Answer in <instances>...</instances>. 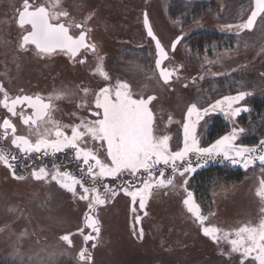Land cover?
<instances>
[{"label": "rangeland", "instance_id": "1", "mask_svg": "<svg viewBox=\"0 0 264 264\" xmlns=\"http://www.w3.org/2000/svg\"><path fill=\"white\" fill-rule=\"evenodd\" d=\"M177 1L89 0L91 5L97 6L95 33L102 38V49L107 51L109 58L115 57L125 45L132 43L133 48L137 45L136 54L122 55L121 63L125 69H121V73L133 80L132 89L137 96L157 97L151 105L156 114L157 134L171 137L172 151L183 146V122L189 105L199 106L203 99L210 105L240 91L250 93L247 98L259 96L256 92L263 79L257 70L264 71V18L258 17L251 31L232 28L230 34L229 29L223 27L227 23L243 22L252 7L251 0H219L217 3H213L215 0H185L186 3L182 2L185 5L179 7ZM199 5L203 10L198 9ZM143 10L147 11L155 33L168 48L171 39L177 33H183L180 43L174 51H169V59L165 61L178 69L169 85L163 83L154 67L153 45L142 27ZM176 20L180 22L173 23ZM215 26H219L218 30ZM206 29L211 30V38L216 36V39L207 41L205 38L206 41L197 46L198 35L194 32ZM116 33L135 35L136 43L119 41L118 45L111 36ZM147 52H151L152 62H147ZM133 65L136 70L131 74ZM81 74L66 70V73L57 74V79L61 76L76 79ZM22 75L35 77L33 71H22ZM247 98L240 101L239 106L248 109L243 112L244 127H249L250 132L245 138H258L253 130L255 121L261 119L260 112L257 113L252 102L247 105ZM169 115L172 122H169ZM229 118L231 121L232 117ZM199 126L200 129L196 126L197 133L203 136L205 125L200 122ZM231 126L242 128L234 120ZM192 156L195 154L190 153L188 159L193 166ZM252 168L255 167H249L240 183L219 184L210 190L213 204L210 210L203 211L202 204L194 200L202 214L209 217L206 224L230 231L249 221L255 224L264 215L261 212L264 202L256 195L259 187L256 170L260 171L258 167ZM191 174L177 175L174 189L153 190L146 207L141 209L142 213H148L141 223L146 230L142 239L134 235V226L130 222L131 213L141 212L139 205H135L136 212L133 213L129 200L121 197L99 208L103 213V227L98 240L85 245L78 231L86 230L80 218L87 207L85 201L64 200L56 191L50 190V185L38 180L7 178L0 172V256L13 257L22 264H47L48 254L57 250L63 255L55 257L54 264H79L77 253L87 246L94 264H240L239 254H233L231 258L221 254L229 251L230 244L225 240L217 243L205 236L199 222L183 204L187 196L184 188L193 194L189 185ZM185 179L188 183L180 187ZM64 232L71 234L72 246L60 240ZM93 243L95 248L91 247Z\"/></svg>", "mask_w": 264, "mask_h": 264}, {"label": "snow or ice", "instance_id": "2", "mask_svg": "<svg viewBox=\"0 0 264 264\" xmlns=\"http://www.w3.org/2000/svg\"><path fill=\"white\" fill-rule=\"evenodd\" d=\"M16 13L18 25L24 29L25 33L21 37L19 45L21 49L27 50L31 45L34 46L37 56L50 57L63 53L74 61L78 59L82 49L96 51V45L88 42V32L91 30H86L83 23H75L69 19L70 13L62 8V0H45L44 3H37L36 0H22L21 7L16 9ZM258 17L264 18V0H254V7L245 21L224 27L251 31ZM86 19H91V16ZM179 22V20L173 21V23ZM144 25L147 35L155 41L158 55L155 63L159 70V77L165 85H169L178 69L170 70L162 66L164 61L169 59L168 52L153 32L146 12ZM73 28L79 30L78 35L71 31ZM181 39L182 36H178L172 41L173 51ZM79 63H86V60L79 59ZM94 74L110 81L111 78L103 67V57L97 58ZM81 91L85 97L90 92L86 87ZM0 94H2L0 106L5 108L12 117H18L27 128V134L18 135L16 125L10 118L5 117L0 122V140L10 138L11 144L28 158H31L29 155L31 153H42L47 156L49 150L53 156L65 150L74 153V160L79 162L77 164L80 169L79 176L67 170L61 171L60 166L55 164L53 171L40 167L38 170L33 169L31 176L36 180L55 181L61 188L72 193L74 199L86 202L88 212L85 213V226L91 228L95 235L84 234V229H79L85 245L89 241L98 240L101 227L97 210L114 201L121 192L131 197L132 212L135 213L137 198H139V208L144 209L154 189L169 187L174 189L176 187L174 180L177 175L184 177L187 173L195 172L196 167H201L216 156L222 155L233 164L242 165L246 170L257 160L264 166V140L255 147L235 143L240 133H243V128H233L229 134L220 137L208 147H200L196 137L197 124L211 112L219 109L226 117H236L241 111H248L247 108H233L234 104L250 95L244 91L238 92L235 96H225L205 108H200L195 103L189 105L183 122V146L176 151H172L170 147V136L157 134L156 114L151 107L157 97L137 96L133 93L131 86L124 81H117L115 85L109 83L93 94L95 110L89 107L93 119L79 117V123L67 125L53 117V112L56 110L53 101L65 98L68 95L66 92L50 94L47 100L39 94L13 97L3 83H0ZM224 104L227 105L226 109L221 107ZM18 106H21L19 111ZM24 106L31 110L30 114H25ZM78 107H88V101L83 100ZM169 122H172L171 115H169ZM101 150H103V158H101ZM190 153L197 157L196 167H193L192 161L188 159ZM256 153L258 155H255ZM17 159V155L11 151L0 148V164L8 168L15 179L23 180L24 176L16 175L14 162ZM161 164L164 167H158ZM167 167L171 168L172 175L165 177ZM124 174L139 180V186L132 183L115 186L102 183L104 178L121 179ZM187 183L185 179L180 187H184ZM184 191L187 196L183 204L199 222L203 234L214 242L219 243L225 240L230 244L229 251L222 252V255H228L231 258L233 254H239L240 264H264V215L255 224L249 221L230 231H225L217 226L206 224L209 217L202 214L200 206L193 199V194L187 191V188H184ZM256 195L264 202V167L261 168ZM261 212L264 213V208ZM147 214V212L144 213V215ZM140 220L141 217L136 215L135 221L138 223ZM134 235L142 239L143 229L141 228L138 233L134 231ZM60 240L69 246L73 245L71 234L61 236ZM91 247L95 248L96 244L93 243ZM17 255H20L19 250ZM60 255H63V252L57 250L50 252L47 264H54L55 257ZM77 256L79 264H94L87 246L82 247Z\"/></svg>", "mask_w": 264, "mask_h": 264}, {"label": "flooded vegetation", "instance_id": "3", "mask_svg": "<svg viewBox=\"0 0 264 264\" xmlns=\"http://www.w3.org/2000/svg\"><path fill=\"white\" fill-rule=\"evenodd\" d=\"M252 1V0H251ZM37 3H44L45 0H36ZM219 0L213 1V3H217ZM22 4V0H0V83H3L5 89L8 91V93L11 96L16 95H31L35 96L39 94L42 98L47 100L48 96L50 94L54 95L57 92H66L68 95L61 99L53 101V103L56 106V110L53 112V117L56 120L61 121L62 124H76L79 123V117H85L88 119H93L94 117L91 116V113L89 111V107L94 111V93L99 91L100 88L105 87L109 83L112 85H115L117 81H124L127 82L132 89L133 86V80L130 79V77L126 76V74L122 72L123 69H125V65H122V55L124 53H130V54H136L137 50L136 47L133 48L132 43L128 45H125L123 49L118 51L116 53L115 57H108L107 51L102 49L101 40L102 38L98 36L95 33L96 29V22L95 17L97 16L96 13V4H90L89 0H62V8L64 10H67L70 13L69 19L75 23H83L85 29H90L91 31L88 32V42L94 43L96 45V51L92 52L90 50H81V53L78 54V59L74 61L71 59L68 55H65L63 53H57L53 56L46 57V56H37L34 51V46L29 45L27 50L21 49L19 47L21 43V37L25 34L24 29L20 28L18 25V17L16 13V9L20 8ZM252 8V7H251ZM251 10V9H250ZM249 10V12H250ZM144 12L147 13L146 10H143L142 12V27L144 29V33L147 38L151 40V43L153 45V51H154V60L153 64L157 71L156 64H155V57L157 55L156 46L154 43V40H152L145 30L144 26ZM249 12L247 13L244 21L246 20ZM148 15V14H147ZM91 16V19H86L87 17ZM149 23L151 25L149 16H148ZM230 23H227L228 25ZM232 25H236L235 23H231ZM238 24V23H237ZM219 25V24H216ZM220 26V25H219ZM219 26H215V30H218ZM225 26V25H224ZM223 26V27H224ZM152 27V25H151ZM222 27V26H220ZM153 29V27H152ZM221 29V28H220ZM74 34L78 35L79 30L73 28L71 30ZM153 32L155 33L154 29ZM231 34V29L228 31ZM156 36L161 40V43L165 46L166 51L168 52V57L170 56L169 51H173L171 49V43L173 40L176 39L178 36L183 37V33H177L170 41L169 48L163 43L162 39L155 33ZM193 34V32L191 33ZM113 37V40L118 42H135L136 43V37L135 35H131L130 37L128 35H123L121 33H116L111 35ZM234 37V36H233ZM232 39V37H231ZM117 45V46H118ZM149 53V52H147ZM115 55V54H114ZM113 55V56H114ZM103 57V67L104 70L109 74L110 81L104 80L102 77H100L98 74H94V70L97 65V58ZM79 59L86 60V63H79ZM147 62H152V56L151 52L147 56ZM163 67H167L170 70L175 69L170 67L169 65L165 64V61L162 65ZM119 67V68H118ZM134 68V69H133ZM136 66H131L130 72L135 69ZM122 69V70H121ZM66 70L68 71H75L82 72L81 75H78V78L76 79H64L62 76L60 79H57V74L66 73ZM22 71H33L35 73V77H24L22 75ZM131 72V74H133ZM258 75L264 78V71L262 69L257 70ZM41 76L43 79H41ZM174 76V75H173ZM244 77V75H243ZM261 77V78H262ZM173 78V77H172ZM248 82V81H247ZM88 88L90 90L87 97L84 96V93L81 91L83 88ZM259 90L258 93L263 98L261 100V109H259L260 112V118H261V124L260 127L255 128L254 127V134L258 137L253 138H245L248 137L250 134L249 127H244L243 121L245 120L243 118V115H245L242 111L238 116L232 117V120L230 121L229 117H226L223 111L216 110L214 112H211L209 115L205 116L203 120H201V124L205 125V128L203 129L204 132H202L203 136H199L197 133L196 128V137L199 140L200 147H208L210 144L214 143L216 140H218L220 137L229 134L233 127L231 126L232 121L234 120L236 124H241L242 128L244 129V134H240L238 136V141H235L237 145H243L246 147H255L257 146L261 140H264V80L262 84L258 86ZM23 90V92H21ZM94 91V92H93ZM133 91V89H132ZM93 92V93H92ZM134 94L137 95L135 90L133 91ZM231 95V94H230ZM0 98H2V94H0ZM247 98V96H246ZM254 98L253 96H248L247 98V105L249 106L248 102H252ZM88 101V107H78L80 103H82L83 100ZM203 99V98H202ZM207 100L203 99V102L198 106L200 108L208 107L209 104L205 103ZM215 101L211 104H214ZM225 105V109L227 108V105ZM241 106L240 101L239 103H236L233 105V108ZM21 106H18L17 110H20ZM222 107V105H221ZM250 108V107H249ZM24 112L25 114H30L31 110L28 109L26 106H24ZM75 113L76 115H72ZM5 117L10 118L13 123L17 127V134L18 135H24L27 134V128L22 124L20 119L18 117H12L10 113L7 112L5 108L0 106V122L3 121ZM199 122V124H200ZM205 122V123H204ZM198 125V128L200 129V126ZM246 124V123H245ZM212 133V134H211ZM68 134L70 135V130L68 131ZM205 135V136H204ZM91 146V145H90ZM0 148H3L5 150L11 151L13 154L17 155L18 159L14 163L16 164V175L18 176H24L26 180L34 181V179L31 176V172L33 169H39L40 167L46 168L48 171H53V165L60 166L61 171H70L75 175H80V169L77 167V164L79 162L74 160V153L65 150L61 153H56L55 156L51 154V150H49V155L44 156L42 153H31L29 154L31 158H28L23 153H20L18 149L15 148L10 142L9 139L0 140ZM101 158H103V150H101ZM255 155H258L256 153ZM194 158V167H196L197 164V157L192 156ZM190 158V157H188ZM180 163V162H178ZM212 166H219L224 167L227 170H239L242 174V177L239 181H228V182H221L219 180L218 185H228L234 184V183H240L242 180L245 172L249 169H244L242 165L239 164H233L230 160L225 159L222 155L216 156L213 159H210L206 164H203L201 167H196V171L192 172L191 177L189 179V185L192 186V177L199 171L203 169H208ZM255 169L258 167L259 171L256 170V173L258 175V178L260 180L261 178V168L264 167L261 165V163L257 160L254 165ZM158 167H164L162 164ZM0 172L5 174L7 178L15 179L12 176L11 171L6 168L4 165L0 164ZM156 175L158 176L159 173L157 172ZM171 168L167 167L165 168V177L171 176ZM41 183L47 184L51 186V191H56V193L61 196L64 200L72 201L74 200L72 193L68 192L67 190L61 188L55 181H45V180H38ZM102 183L108 184L110 186L120 185V184H128L132 183L137 186H139V180L129 176L128 174H124L121 179H115L111 177L104 178ZM217 187V186H216ZM222 187V186H220ZM227 189V187H225ZM224 189V188H222ZM101 191L103 189L101 188ZM126 198L129 200V204L133 206V202L131 197L125 196L122 192L120 195H118L117 198ZM193 198L196 202H199L202 204L203 211H208L213 207L212 204V198L210 197V202L205 203L204 201H200L195 196V191L193 190ZM138 199L136 206H138ZM150 199V198H149ZM141 212L137 214L130 215L131 223H133L134 231L136 230L137 233L142 228L144 234H146V230L144 229V225L141 224L142 220H144V213L143 210L138 209ZM88 212V208L86 207L84 212L81 213L80 218L82 222V226L86 229L84 234L92 233V229L85 226V213ZM98 219L100 221V227H103V213L98 209L97 210ZM139 215L141 217V220L137 223L135 221V216ZM68 233H63V235ZM95 235V233H92ZM144 237V236H143ZM94 242V241H91Z\"/></svg>", "mask_w": 264, "mask_h": 264}, {"label": "trees", "instance_id": "4", "mask_svg": "<svg viewBox=\"0 0 264 264\" xmlns=\"http://www.w3.org/2000/svg\"><path fill=\"white\" fill-rule=\"evenodd\" d=\"M182 2L186 3L185 0H178L177 1V7L185 5L182 4ZM191 4V1H188ZM193 2V1H192ZM181 3V4H180ZM195 3V2H194ZM198 4V3H197ZM202 5V4H201ZM199 10H203V7L201 8V6H198ZM194 34L198 35L196 38V45L199 46L201 44H203L204 41H206L205 38H207V41H212L214 39H216V36L213 37L214 39L211 38V30L209 31V29L206 30H198L197 32H194ZM226 42V41H225ZM227 44V43H225ZM221 45V44H220ZM208 51V49H207ZM226 81V78H224ZM262 79L264 80V78L262 77ZM223 82L224 85H226L227 82ZM263 98L261 97V95L256 96L254 98H252L253 100V108L255 110H257V113L259 112V109H261V100ZM261 119H257L255 121V128L260 127L261 124ZM212 134V133H211ZM242 177V174L239 170H227L224 167H219V166H212L208 169H203L199 172H197L193 177H192V188L195 191V196L198 200L200 201H204L205 203H209L210 202V195L209 192L210 190H212L213 188H215L218 183L219 180L221 182H228V181H239ZM0 264H22L19 260H15V258H11L10 256H8V258H4L0 256Z\"/></svg>", "mask_w": 264, "mask_h": 264}, {"label": "water", "instance_id": "5", "mask_svg": "<svg viewBox=\"0 0 264 264\" xmlns=\"http://www.w3.org/2000/svg\"><path fill=\"white\" fill-rule=\"evenodd\" d=\"M254 7V0H252V8ZM251 8V9H252ZM251 11V10H250ZM145 13V12H144ZM248 15H250V12H249V14ZM143 17H144V14H143ZM248 17V16H247ZM247 19V18H246ZM144 22V21H143ZM145 26V25H144ZM145 30H146V32H147V29H146V27H145ZM154 43H155V41H154ZM158 58V55H156V57H155V61H156V59ZM156 64V63H155ZM157 72H158V74H159V70L157 69Z\"/></svg>", "mask_w": 264, "mask_h": 264}]
</instances>
